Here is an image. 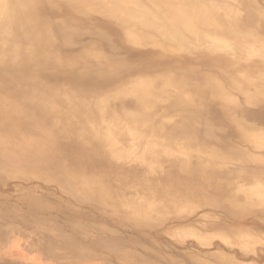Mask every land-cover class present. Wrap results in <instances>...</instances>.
Wrapping results in <instances>:
<instances>
[{
  "label": "rangeland",
  "instance_id": "obj_1",
  "mask_svg": "<svg viewBox=\"0 0 264 264\" xmlns=\"http://www.w3.org/2000/svg\"><path fill=\"white\" fill-rule=\"evenodd\" d=\"M117 1L103 3L131 18L142 16L144 3L135 0L122 11ZM214 1L231 23L229 34L200 26L192 37L169 18L152 22L149 30L127 27L129 41L117 28L119 33L102 27L104 37L99 36L98 15L74 17L75 30L62 46L71 58L89 48L112 57L113 69L124 63L113 72L126 83L133 75L123 74L148 61L146 71L131 73L142 74L136 79L154 80L161 88L170 73L160 76L168 71L191 85L206 77L223 97L211 102L187 94L183 107L164 98L149 124L158 126L150 139L159 148L144 150L142 129L139 138L132 137L139 144L134 152L108 157L112 171L81 163L95 153L96 143L80 119L66 130L75 145L72 161L47 127L39 137L0 131V264H264V124L256 123L264 119V0ZM144 37L152 41L142 43ZM216 57L228 63L206 65ZM164 92L167 98L180 95L175 84ZM84 96L89 95L74 96L71 103L82 104ZM118 112L117 104L111 106L108 120L118 122Z\"/></svg>",
  "mask_w": 264,
  "mask_h": 264
},
{
  "label": "bare ground",
  "instance_id": "obj_2",
  "mask_svg": "<svg viewBox=\"0 0 264 264\" xmlns=\"http://www.w3.org/2000/svg\"><path fill=\"white\" fill-rule=\"evenodd\" d=\"M134 1H117L115 8L126 11L129 4L135 5ZM137 1L145 4L142 16L137 17L138 19L118 13L113 7L108 8L103 0H0V131L7 132L9 137L21 133L25 137L29 135L39 137L44 127H47L56 139V146L72 161L75 145L69 144L72 140L66 130L71 121L80 119L83 132L90 139L94 138L96 143L93 147L95 153L81 157V163L86 166L92 161L98 166H106L111 170L113 167L108 163L110 161L108 157L116 156L122 150L124 153L134 152L139 144L135 143L132 137H138L137 132L142 129L144 132L141 137L147 138L141 139L145 141L144 150L152 153L159 148L150 139V134L157 132L158 126L156 123L150 126L149 124L152 120V109L154 106L156 108L157 103L164 98L173 106L179 107L186 104L187 94H190L191 98L194 96L202 98L203 101L206 98L211 102H214L212 99H221L223 93L220 87H209L206 77L198 78L196 84L191 85L188 81H175L168 71L160 76L170 73L168 80H164L159 88V84L154 80L136 79L142 74L134 73L146 71L147 61L136 68H129V70L135 69L134 71L123 74L127 78L133 75L132 80L126 83V80L122 81L120 76L114 75L117 69L121 71L125 68L123 62L119 63L117 69H113L115 62L112 57L104 59L92 52V48L71 58L69 51L62 47L63 40L75 30L73 28L75 16L88 18L92 14L98 15L101 18L100 29L96 28L99 36L104 37L102 27L115 31L117 28L120 33L117 32L129 41L132 37L128 34L127 27L140 25L141 28L149 30L154 28L152 22L163 23L162 20L169 18L179 23L186 34L192 37H195L192 30L200 26L210 27V32L215 34H229L232 27L224 15L218 12L221 8L214 5V0ZM150 3L152 6L147 11ZM61 13L65 14V17L59 19ZM141 28L139 29L142 30ZM141 35L149 37L144 33ZM147 37L141 38V42L152 41ZM208 56L209 54L202 55L198 61ZM149 62L155 63L151 59ZM219 62L223 65L228 63L227 59L216 57L215 62L207 61L206 65L211 67ZM132 72L134 73L131 74ZM87 82L90 86H86ZM174 84L180 95L167 98L164 89ZM105 89L112 91L108 95L107 93L101 95ZM58 90L68 95V99H60ZM81 94L89 96H84L86 100L80 105L71 103L74 96ZM91 96L102 98L97 102V99L93 100ZM124 100L131 102L130 107L120 105ZM114 104L118 105L119 110L115 114L119 117L116 123L108 120L110 118L106 115L107 110ZM62 106L67 107L70 114L66 110L63 111ZM201 107V103L196 106V112ZM63 122L65 126L60 128L59 123ZM93 127L96 129L93 130ZM116 128H121L122 131ZM123 134L131 139L121 138ZM61 136L69 141L68 144L57 138ZM183 139L185 140L183 143H188L189 136L183 134ZM103 146L107 150L102 148ZM85 148H88L87 144L83 147ZM199 149L202 150L201 147Z\"/></svg>",
  "mask_w": 264,
  "mask_h": 264
},
{
  "label": "crops",
  "instance_id": "obj_3",
  "mask_svg": "<svg viewBox=\"0 0 264 264\" xmlns=\"http://www.w3.org/2000/svg\"><path fill=\"white\" fill-rule=\"evenodd\" d=\"M263 91H264V89H263ZM248 114H249V111H247V115H246V117L248 116ZM258 125L260 124H264V119H263V121L262 122H256ZM235 132V131H234ZM236 133V132H235Z\"/></svg>",
  "mask_w": 264,
  "mask_h": 264
}]
</instances>
